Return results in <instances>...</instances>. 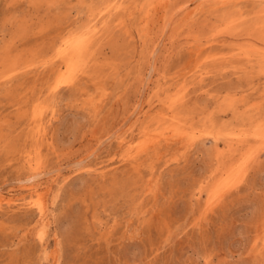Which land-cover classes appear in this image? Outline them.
<instances>
[{
    "label": "rangeland",
    "instance_id": "374dc122",
    "mask_svg": "<svg viewBox=\"0 0 264 264\" xmlns=\"http://www.w3.org/2000/svg\"><path fill=\"white\" fill-rule=\"evenodd\" d=\"M185 1L0 0V264H264V0Z\"/></svg>",
    "mask_w": 264,
    "mask_h": 264
},
{
    "label": "bare ground",
    "instance_id": "6f19581e",
    "mask_svg": "<svg viewBox=\"0 0 264 264\" xmlns=\"http://www.w3.org/2000/svg\"><path fill=\"white\" fill-rule=\"evenodd\" d=\"M189 1V0H188ZM185 1L181 4L178 5V7L173 10V12L170 14L167 23L170 22V20L176 15L178 14L180 11L186 9L189 7V2ZM191 1V0H190ZM96 25H94L95 27ZM82 34V33H81ZM80 35V34H79ZM72 43V42H71ZM70 45L72 44H68L66 46H64L60 52H64L68 49V47H70ZM56 49L51 50L52 53L55 52ZM48 53V52H47ZM20 63V64H18ZM29 64H25L22 62H17L12 60L11 62H9V64L6 65L5 68V74H9L14 72L15 70H17L18 68H23L25 66H27ZM118 130V129H117ZM170 133V132H169ZM260 134V133H259ZM259 146H264V139H262L261 143ZM258 153V147H249V149L244 152L243 154L239 155L237 158L231 160V162L226 165L223 169H221V171L218 173L215 181L211 184L210 189L208 190V199H207V203H206V208H210L211 205H213L215 202H217L222 196L223 194L228 191L230 188H232L233 186H235L239 181L242 180L244 174L247 171V168L250 164V162L252 160L255 159V157L257 156ZM82 160V159H81ZM84 162V160H82ZM82 163V162H81ZM39 174V173H38ZM37 175V173H36ZM35 175H30L28 178H25L27 181L35 178ZM26 182V181H25ZM20 183H21V179H20ZM34 184V183H33ZM30 186H32L30 183L28 184ZM36 185V184H35ZM38 185V184H37ZM38 187V186H37ZM40 187V186H39ZM44 187V186H43ZM47 188V186H46ZM51 189V188H50ZM34 189L32 187H27V191L32 192ZM40 190V189H39ZM10 191V190H8ZM1 192V191H0ZM22 192V191H21ZM25 192V191H24ZM36 192V191H35ZM11 193V192H8ZM28 193V192H27ZM34 193V192H33ZM30 194V193H28ZM9 196V195H8ZM28 196V195H27ZM31 196V195H29ZM37 196V207H38V211H39V217L41 222H43V224H47V218L49 215V209H48V198L50 196V191L49 189L44 190V191H37L36 193ZM1 197V196H0ZM5 197V196H3ZM6 199V198H5ZM11 199L12 196H11ZM9 199V200H11ZM30 199V198H29ZM28 199V200H29ZM3 201V200H2ZM8 201V200H7ZM31 201V200H30ZM33 202V201H32ZM1 204V203H0ZM201 206V205H200ZM205 207V206H204ZM201 208V207H200ZM203 209V206L202 208ZM199 209V210H201ZM200 214V213H199ZM39 220V221H40ZM46 231V230H45ZM130 236L134 235L138 232V229L136 227H131L128 230H125ZM38 232V230H37ZM44 234V233H43ZM43 236V235H42ZM56 253V252H55ZM50 255V254H49ZM54 256V255H53ZM54 260L57 261L58 258L55 254L54 256ZM53 260V261H54Z\"/></svg>",
    "mask_w": 264,
    "mask_h": 264
}]
</instances>
